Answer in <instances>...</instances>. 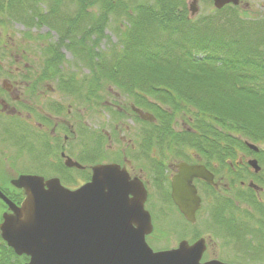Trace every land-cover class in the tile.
<instances>
[{"label":"trees","instance_id":"16d2710c","mask_svg":"<svg viewBox=\"0 0 264 264\" xmlns=\"http://www.w3.org/2000/svg\"><path fill=\"white\" fill-rule=\"evenodd\" d=\"M6 1L0 3V9L22 8L27 2ZM74 2L73 17L56 18L60 0H52L48 12H42L37 4L32 7L33 15L27 20L59 34L57 42L45 51L43 69L48 74L55 77L54 72L59 71L65 61L61 49L65 48L94 71L84 82L90 84L95 99L102 82L119 89L131 104L155 117L156 121L148 124L158 125L159 148L178 151L175 156L180 159L187 158L182 154L184 148L207 151L208 166L212 159H219L223 168L233 173L228 161L234 163L239 154H255L245 142L264 143V21L247 24L235 15L236 8L226 6L217 14L228 12L235 21L232 32L227 33L210 17L197 27L194 18L189 19L186 0L181 4L178 0L141 1L135 6L122 0ZM95 6L99 7L97 14L89 17L88 10ZM113 13L124 15L128 26L107 56L96 48ZM82 19L89 20L86 27L80 26ZM92 36L93 45L88 44ZM69 79L74 85L73 78ZM88 87L85 85L86 90ZM185 115L190 117L188 129L175 131V122ZM114 116L122 117L117 112ZM143 146L147 147L146 139ZM256 155L264 164V151ZM14 197L11 200H21L18 194ZM0 203L1 211L5 206ZM27 261L25 256L17 257L0 237V264Z\"/></svg>","mask_w":264,"mask_h":264},{"label":"flooded vegetation","instance_id":"af4514ba","mask_svg":"<svg viewBox=\"0 0 264 264\" xmlns=\"http://www.w3.org/2000/svg\"><path fill=\"white\" fill-rule=\"evenodd\" d=\"M22 68L23 70L19 67L13 71L9 70L5 74L0 67V78H2L0 80V117L10 122V129L14 127L13 120H17L18 123L24 122L25 134L28 132L33 137H38V141L33 144L32 141L21 138L16 142L8 137L10 146L14 148L19 143L20 146L22 145V151L15 148L10 157L0 150V191L10 200L12 198L15 200L14 194H18L19 198L23 199L22 192L11 186L12 173L17 174L15 178L19 175H35L34 173L27 174V172L18 173L17 171L24 169V166L26 170L23 172L32 168L37 171L38 166L41 170L48 167L45 170L62 171L68 179L67 182L73 180L69 174L79 171L82 172L83 182L81 183L84 184L90 180L93 166L116 164L125 169L131 179H139L145 187L147 191L145 210H147V203L153 198V194L149 191L150 184L152 190H158L164 187L165 180H167L168 191L162 193L159 199L165 198L180 214L171 199V180L178 173V164L183 162L191 166H203L213 176V185L199 179L193 180L195 187L196 185L204 187L201 193L203 198L199 196L201 206L195 214V220L201 214L205 216V221L211 222L212 220L220 230L218 234H221L223 245L229 244V240H243V236L244 239L254 238L259 245L264 247V177L260 174L261 171L254 173L247 165V161L251 159L249 156L239 154L234 163L227 162L233 173L223 168L219 159H212V165L208 166L207 151L191 149L186 152L183 150L187 158L175 162L173 157L178 151L159 148L158 125L150 126L148 124L150 121L146 123L141 120L136 111L138 108L133 104H129V107L124 104L128 110L123 109L121 112L122 121L125 116L130 115V118L134 120L133 127L126 125L125 128H117L115 126L116 128L112 131L102 130L97 134L91 131L90 127L81 120L80 114L73 110L78 115L76 119L77 115L72 114V104L67 105V108L64 106V98H73L72 96L78 92L75 78H73L74 85H70L69 77L71 76H63L61 67L59 71L54 72L55 77L42 68L40 73L35 75L36 79L33 82L28 73L30 70L27 64H24ZM87 93L89 94L87 104L90 105L93 100L95 101V93L90 87ZM139 111L144 114L149 113L141 109ZM71 116L73 120L70 119ZM150 124L153 123L150 122ZM76 125L79 127L78 132L74 130ZM186 126L182 122L178 132L188 129ZM150 136V140L147 141ZM145 139L147 147L143 146ZM111 144H116L118 147L111 148ZM122 145L124 147L121 148ZM32 155L37 157L36 162L40 159L37 165H28V162H25L26 164L22 166V162L18 163L22 157L25 159L26 156ZM63 155L83 166V169L66 168ZM148 174L150 178L147 177ZM250 184L255 185V188ZM14 200L11 201L16 204L20 203ZM203 202L207 204L206 208L203 207ZM215 211L217 214L214 213ZM180 216L186 221L181 214ZM216 219L217 223L214 222ZM153 230L146 236V242L151 248L156 244L152 238ZM205 244L207 247V243ZM237 249L240 248L237 247Z\"/></svg>","mask_w":264,"mask_h":264},{"label":"water","instance_id":"95a60500","mask_svg":"<svg viewBox=\"0 0 264 264\" xmlns=\"http://www.w3.org/2000/svg\"><path fill=\"white\" fill-rule=\"evenodd\" d=\"M210 1L216 10L241 0H189V19L199 12L198 3ZM144 121L149 114L136 110ZM254 153L259 148L245 142ZM64 158L66 168L83 166ZM254 173L260 171L255 159L247 162ZM171 180V199L185 220L195 223L201 206L194 179L213 185V176L203 166L180 163ZM251 187L255 186L250 184ZM11 186L21 191L20 204L0 191L6 205L1 215L0 237L26 264H229L218 260L201 262L205 240L189 245L181 241L174 249L153 251L146 243L152 232L150 214L144 209L147 192L139 179H131L116 164H97L91 168L90 181L77 189L64 187L56 177L19 175Z\"/></svg>","mask_w":264,"mask_h":264},{"label":"rangeland","instance_id":"374dc122","mask_svg":"<svg viewBox=\"0 0 264 264\" xmlns=\"http://www.w3.org/2000/svg\"><path fill=\"white\" fill-rule=\"evenodd\" d=\"M122 1L131 6H135L141 1H144L146 4L154 3V0ZM182 1L183 0H178V4H181ZM188 1L189 0H186V3ZM6 2V0H0V3ZM31 2L32 1L28 3L27 0L25 4L22 3V8L21 6H18V9L14 5L17 10H14V7L10 10L7 7L0 9V67L6 74L9 70L13 71L18 67L23 70L22 66L27 64V67H29L30 70L28 73L32 78L31 81L35 82V75L39 74L40 70L45 66L44 61L46 59V49L49 45H53L57 42L59 34L56 30H51L46 25L36 26L30 25L28 24L30 22H27L28 18L33 15L32 7H36L37 4L38 9L42 12H48L53 4L52 0H41L39 3L35 4ZM16 5L19 4L16 2ZM76 6L77 5L74 0H60L55 17H73L76 12ZM198 7L199 12L193 19L195 20L194 23L197 27H201L210 17L216 20L215 25L222 27L225 31H227V33L232 32L231 29L235 21L230 18L228 12L218 15L217 11L221 10H216L211 2H199ZM98 8V6L90 8L88 10L89 17H93L97 14ZM234 8L237 9L235 15L242 18L247 24L251 22L264 21V0H241L240 4ZM87 21L89 20L82 19L80 26L86 27L85 24ZM126 26H128V21L124 15H116V13L110 14L108 17V23L104 29V37L99 41L96 51L104 53L105 55L107 54L108 56L110 51L114 49L116 43H119V40L121 39V31H124L127 28ZM251 32L254 33L255 31L253 30ZM94 38L95 37L92 36L88 44L90 43L93 45L92 40ZM61 52L65 57V61L60 66L63 76H71L72 78H75L78 84V92L72 96L73 98H64V106L67 108V105L72 104V114H80L79 116L81 117V120L90 127L91 131H94L97 134L101 133L102 130L108 132L110 130H114L116 127L125 128L126 125L133 127L134 120L130 118V115L125 116L123 121L119 118V116H114L116 112L121 113L123 109L126 110L129 107L128 105L131 103L127 100L126 96L113 85L102 82V89L98 91L99 93L97 94L95 101L93 100L90 105L87 104L89 94L87 93L85 85L90 87V84H86L84 80L88 79L94 71L90 70L82 60L78 59V57L67 51L65 48H62ZM1 79L2 78H0V80ZM124 104L128 107H124ZM188 117L189 116L185 115L183 118L180 117L177 119L174 124L175 131L178 132V130H180L182 122L187 125L186 127L189 126L188 119L190 117ZM77 118L78 115L76 119ZM70 119L73 120V116H71ZM12 122L14 127H11L10 129V122H7L6 119L0 117V150L6 152L10 157H12L11 153L14 152L15 148L22 151V145L20 146V144L17 143L14 148L11 147L10 142L7 140L8 137L11 140L14 139L16 142H18L21 138H26L27 140L32 141L31 143L33 144L38 141V137H33L32 134H29L28 132L25 134L26 125L24 122L18 123L17 120H13ZM71 124L75 125L73 122H71ZM74 130L75 132H78L79 127L76 125ZM128 136H130V134ZM5 141L7 143H5ZM249 143L257 146L259 150L264 151V143L257 144L251 141H249ZM114 147L118 146L116 144H111V148ZM122 147H124V145H122L121 148ZM184 150L186 152L191 151L189 148H184ZM33 152L35 153L36 151ZM182 154H184V152H182ZM245 155L258 161L261 168L260 174L264 177V164L259 162L258 155H252L249 153H246ZM21 159L22 160H19L18 163L22 162V166L26 164L25 162H28V165H37L38 162H40V159L36 162L37 157L35 155L30 157L26 156L25 159L22 157ZM173 159L175 162H179L181 160L180 157L176 156H174ZM37 168V171L32 168L23 172L26 170L24 166V169L17 172L21 174H25L26 172L27 174L34 173L35 175L46 179L50 177L53 178L54 176L60 179V182L64 187L72 190L80 187L78 184H82L81 182H83L82 172L79 171H73V173L69 174L71 175L70 177L73 178V182H67L66 180L68 179H66L65 174L62 171L45 170L48 167L42 168V170L39 166ZM15 175H17L15 172L12 173L11 178H15ZM147 177L150 178L151 176L148 174ZM168 188L167 180H165L163 188L152 190L151 184L149 188L150 193L153 194V198L149 201V203H147L146 208L149 211L154 228L152 236L156 243L152 246L154 250L158 251L176 248L178 243L182 240L192 243L196 239H204L206 241L205 243H207V247L203 254L202 262L218 260L229 264H264V247L259 245L254 238L247 237L248 239H244L242 236L243 240H229V244L223 245V239L220 237L221 234H218V232H220L218 226L215 225L212 220L211 222L205 221L206 218L203 214L198 216L194 224H189L184 221L180 214L166 201L165 198L161 200L159 199V196L165 191H168ZM196 189L198 190L197 195L203 198L201 193L204 191V187L196 185ZM1 205L2 204L0 203V209ZM206 206L207 204L204 203L203 207L206 208ZM214 222L217 223V219ZM237 247L240 249L238 250ZM248 250L252 252H249Z\"/></svg>","mask_w":264,"mask_h":264}]
</instances>
